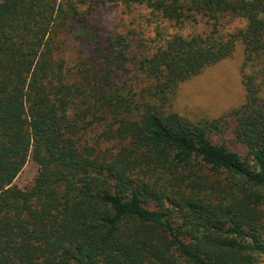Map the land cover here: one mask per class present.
Wrapping results in <instances>:
<instances>
[{"label":"trees","instance_id":"1","mask_svg":"<svg viewBox=\"0 0 264 264\" xmlns=\"http://www.w3.org/2000/svg\"><path fill=\"white\" fill-rule=\"evenodd\" d=\"M106 4L214 28L229 14L245 27L171 36L139 61L147 84L137 97L122 81L127 36L95 19ZM72 38L89 49L75 64L64 57ZM238 40L264 66V0H0V264H260L255 78L243 76L245 101L217 119L165 106ZM28 163L36 175L21 189L14 181Z\"/></svg>","mask_w":264,"mask_h":264},{"label":"rangeland","instance_id":"2","mask_svg":"<svg viewBox=\"0 0 264 264\" xmlns=\"http://www.w3.org/2000/svg\"><path fill=\"white\" fill-rule=\"evenodd\" d=\"M95 19L103 33L127 36L130 42V63L127 67L128 71L122 74V81L126 86L135 89L137 97L139 90L147 84L138 69L139 61L164 45L171 36L176 34L183 37L204 36L215 31L220 38H227L245 27L244 20L233 18L229 14L219 16L216 28L212 22L207 23L200 17H196L194 22L177 24L161 18L145 6L136 5L127 8L123 5L106 4L96 10ZM70 42L64 56L68 63L75 64L74 62L89 56V49L84 48L83 42L74 38ZM244 75H252L255 78L260 95L264 98L262 60L254 57L249 59L242 42L238 40L230 56L181 82L175 92L168 97L165 103L166 110L192 121L217 119L245 101ZM228 145L237 150L230 143ZM36 171V166L31 163L26 164L14 184L21 189H27L32 184ZM260 264H264V260H261Z\"/></svg>","mask_w":264,"mask_h":264}]
</instances>
